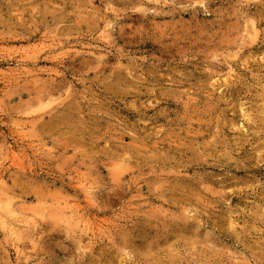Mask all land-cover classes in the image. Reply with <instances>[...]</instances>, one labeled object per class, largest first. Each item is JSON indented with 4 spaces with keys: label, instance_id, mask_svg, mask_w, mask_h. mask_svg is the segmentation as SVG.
Instances as JSON below:
<instances>
[{
    "label": "rangeland",
    "instance_id": "obj_1",
    "mask_svg": "<svg viewBox=\"0 0 264 264\" xmlns=\"http://www.w3.org/2000/svg\"><path fill=\"white\" fill-rule=\"evenodd\" d=\"M0 264H264V0H0Z\"/></svg>",
    "mask_w": 264,
    "mask_h": 264
}]
</instances>
